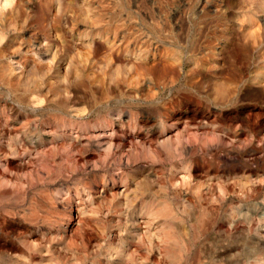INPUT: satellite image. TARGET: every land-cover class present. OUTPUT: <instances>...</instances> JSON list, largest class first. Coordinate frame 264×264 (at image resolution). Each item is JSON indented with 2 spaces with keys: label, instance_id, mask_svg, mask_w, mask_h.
Segmentation results:
<instances>
[{
  "label": "rangeland",
  "instance_id": "374dc122",
  "mask_svg": "<svg viewBox=\"0 0 264 264\" xmlns=\"http://www.w3.org/2000/svg\"><path fill=\"white\" fill-rule=\"evenodd\" d=\"M0 264H264V0H0Z\"/></svg>",
  "mask_w": 264,
  "mask_h": 264
}]
</instances>
